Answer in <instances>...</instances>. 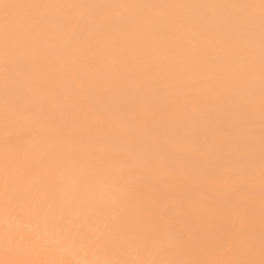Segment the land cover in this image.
I'll list each match as a JSON object with an SVG mask.
<instances>
[{
    "label": "snow or ice",
    "instance_id": "1",
    "mask_svg": "<svg viewBox=\"0 0 264 264\" xmlns=\"http://www.w3.org/2000/svg\"><path fill=\"white\" fill-rule=\"evenodd\" d=\"M74 10L97 43L114 42L127 69L118 91L83 106L68 103L59 76L68 66L55 50ZM176 65L200 70V91L156 106ZM0 101V199L15 224L6 255L52 243L73 259L50 264H264V0H0ZM170 161L186 179L226 185V204L239 200L242 213L178 231L141 181Z\"/></svg>",
    "mask_w": 264,
    "mask_h": 264
},
{
    "label": "bare ground",
    "instance_id": "2",
    "mask_svg": "<svg viewBox=\"0 0 264 264\" xmlns=\"http://www.w3.org/2000/svg\"><path fill=\"white\" fill-rule=\"evenodd\" d=\"M14 3H64V4H92V3H228L242 2V0H11ZM258 2V0H257ZM73 19L69 22L67 30L63 25L57 29V47L68 68H61L60 78L69 88L68 103L71 105H86L89 98L97 96H111L118 91L121 78L127 70L119 62L114 52V42L97 43L91 32L75 19L79 13H71ZM200 70L193 66L188 73L179 65L174 66L167 74L168 83L161 88V96L154 99L156 106L164 105L172 100L182 99L184 96L196 94L200 87ZM81 80L87 86L81 88ZM202 86V83L201 85ZM2 102V101H0ZM94 103V100H93ZM146 118L153 131L162 134L163 129H157L150 114L141 113ZM214 127V126H211ZM210 130V129H209ZM207 131V130H206ZM192 135L191 132L188 133ZM204 132L200 133V139ZM4 127L3 116L0 112V169L4 159ZM259 174V158H257V177ZM142 183L152 185L154 199L152 207L157 211L171 210L170 221L178 230H199L200 218L211 216L216 223H221L225 215L233 219L241 214L240 201L234 200L226 204V185L214 183L211 180L201 181L199 177L186 179L183 176L181 164L169 162L164 168L157 169L141 178ZM223 205V207H221ZM223 232L231 233L232 224L225 222ZM15 224L8 215L0 199V260L17 259L30 261L31 264H50L51 261H66L73 259L70 252L59 249L55 244L49 243L46 247L35 249L22 254H5L3 237L6 231H13ZM208 258H214L211 254Z\"/></svg>",
    "mask_w": 264,
    "mask_h": 264
}]
</instances>
